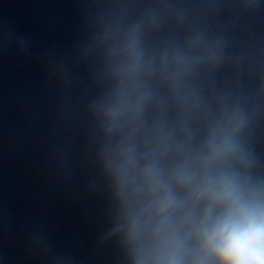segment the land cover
<instances>
[{
    "label": "water",
    "instance_id": "95a60500",
    "mask_svg": "<svg viewBox=\"0 0 264 264\" xmlns=\"http://www.w3.org/2000/svg\"><path fill=\"white\" fill-rule=\"evenodd\" d=\"M133 28L150 64L141 146L162 131L167 166L231 119V167L264 186V0H0V264H133L101 108ZM173 52L188 66L161 71Z\"/></svg>",
    "mask_w": 264,
    "mask_h": 264
},
{
    "label": "clouds",
    "instance_id": "9594fccd",
    "mask_svg": "<svg viewBox=\"0 0 264 264\" xmlns=\"http://www.w3.org/2000/svg\"><path fill=\"white\" fill-rule=\"evenodd\" d=\"M119 83L103 117L116 138L106 153L119 204V226L133 264H264V186L231 167L239 156V123L222 119L195 153L168 155L162 131L137 140L149 93L140 80L145 62L137 29L113 48ZM189 58L161 57V71L183 70ZM182 191V195L180 192Z\"/></svg>",
    "mask_w": 264,
    "mask_h": 264
}]
</instances>
